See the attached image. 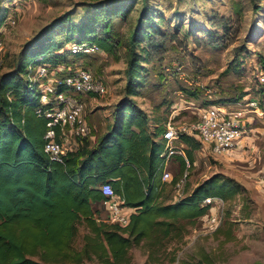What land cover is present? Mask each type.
Instances as JSON below:
<instances>
[{
  "label": "rangeland",
  "instance_id": "rangeland-1",
  "mask_svg": "<svg viewBox=\"0 0 264 264\" xmlns=\"http://www.w3.org/2000/svg\"><path fill=\"white\" fill-rule=\"evenodd\" d=\"M144 4L152 7L155 21L141 47H150L154 55L142 61L138 92L133 95L127 92L126 68L133 47L131 32ZM3 13L0 77L7 70H17L27 44L38 36L51 37L65 46L69 40L92 41L89 37L95 34L114 42V52L102 48L85 54L68 52L53 74L62 77L69 66L82 64L104 81L106 92L82 95L86 115L101 132L105 122L110 123L107 129L113 123L116 104L124 96L142 108L150 130L165 127L170 119L192 121L199 108L207 104H244L256 96L259 108L249 111L250 121L241 143L228 153L216 154L200 142L194 148L188 176L179 186L184 193L190 192L214 174L237 181L238 192L232 197L222 196L220 223L211 226L205 214L193 220L180 218L175 234L153 245L150 238H144L130 248V253L132 264H264V81L260 77L264 72V0H0ZM151 38L162 43L150 44ZM141 47L134 45L137 52ZM37 67L30 64L25 76L39 91ZM92 99L95 109L90 111ZM62 139L66 141L65 136ZM179 160L178 153L169 165L172 176L166 179L163 201L178 192L176 184L184 172ZM95 206L98 218L107 219L105 202ZM76 226L73 243L81 247L88 226L84 220ZM44 264L103 263L86 258L78 263Z\"/></svg>",
  "mask_w": 264,
  "mask_h": 264
},
{
  "label": "trees",
  "instance_id": "trees-1",
  "mask_svg": "<svg viewBox=\"0 0 264 264\" xmlns=\"http://www.w3.org/2000/svg\"><path fill=\"white\" fill-rule=\"evenodd\" d=\"M151 8L143 5L131 32L133 47L126 72L127 92L133 95L138 92L142 61L154 55L150 47H141L152 33L155 16ZM104 11L109 19L107 4ZM4 18L5 13L0 14V24ZM89 38L100 48L115 51L109 37L95 34ZM149 43L158 46L162 42L151 38ZM143 51L147 55L141 56ZM68 52L85 54L70 52L69 46L51 37L38 36L27 44L17 70H7L0 77V264L78 263L86 258L103 264H132L130 248L142 239L150 238L152 245L160 242L175 234L180 218L204 215L210 207L203 201L206 196L228 198L240 189L233 178L214 174L183 196L163 201L166 145L161 134L166 126L150 130L144 111L130 96L116 104L114 121L96 145L69 149L64 162L51 159L44 149L47 117L37 114L39 91L25 74L30 64L58 65ZM60 133L59 129V137ZM195 138L181 134L192 160L194 148L201 145ZM179 159L183 170L182 154ZM105 180L113 183L126 204L135 206L127 224L98 218L93 202L105 198L100 187ZM81 220L88 230L82 246L76 247L73 240Z\"/></svg>",
  "mask_w": 264,
  "mask_h": 264
},
{
  "label": "built area",
  "instance_id": "built-area-1",
  "mask_svg": "<svg viewBox=\"0 0 264 264\" xmlns=\"http://www.w3.org/2000/svg\"><path fill=\"white\" fill-rule=\"evenodd\" d=\"M11 19L16 20V18ZM99 48L96 42L90 40L75 39L69 42L70 52L88 53ZM1 49L2 41L0 40V63L2 62ZM57 68L58 66L50 62H40L38 64L36 75L41 80L37 84L40 103L36 107V112L47 117L45 151L51 159L64 162L69 146L62 139V134L70 130L76 135H86L90 131V124L85 114L86 102L82 95L104 93L107 86L88 66L82 64H77L75 67L69 66V70L65 75L55 78L53 74L57 71ZM260 77L264 81V72ZM258 105L257 97L250 96L244 104L222 102L201 106L197 117L192 121L178 123L173 119L168 121L165 130L161 134L166 145L162 177L166 180L172 176L168 162L176 154H182L185 161L184 172L180 181L176 184L179 197L185 194L179 186L187 178L188 169L194 161L184 148L181 134L187 133L195 136L202 145L216 154L228 153L241 143L245 131H247V124L250 121L249 111H258ZM59 129L61 137L58 135ZM174 140H180V144H175ZM100 187L105 194L104 202L108 209L107 219L127 224L130 221V214L133 209L126 206L131 205L125 203V199L116 191L111 181H103ZM177 194L176 196L179 198ZM203 201L210 203V210L205 215L208 223L216 227L221 221L219 207L223 202V198L219 195H208Z\"/></svg>",
  "mask_w": 264,
  "mask_h": 264
},
{
  "label": "crops",
  "instance_id": "crops-1",
  "mask_svg": "<svg viewBox=\"0 0 264 264\" xmlns=\"http://www.w3.org/2000/svg\"><path fill=\"white\" fill-rule=\"evenodd\" d=\"M92 100H93L94 104H92L91 108L89 107L90 111H93L95 109V106H94L95 105V102H94L95 100L94 99H92ZM90 101H88V102H90ZM86 117H87V120H88V122L90 124V131L86 135H76V134H73L70 130H67L66 132H64V134H62V137H64V136L66 137V141L69 144V149H76V148H79L80 146L85 145V144H88V145H91V146L96 145L100 135L103 134L107 130V126L110 124L109 122H105L106 125L103 126L104 129L101 132V129L99 130L100 126L98 124H96L95 121H93V118L92 117L90 118L87 115H86ZM173 160H174V158H172L168 162V167H170L169 166L170 164L174 163ZM179 165H180V160H179ZM174 196H175L174 198L168 199V201L169 200L170 201L175 200L177 198V196H176V194ZM101 201L104 202V199L93 202V205L95 206L96 203L101 202ZM95 207H98V206H95ZM127 208H132L133 210H135V206H133V207L132 206H127ZM133 210H131V211H133Z\"/></svg>",
  "mask_w": 264,
  "mask_h": 264
},
{
  "label": "bare ground",
  "instance_id": "bare-ground-1",
  "mask_svg": "<svg viewBox=\"0 0 264 264\" xmlns=\"http://www.w3.org/2000/svg\"><path fill=\"white\" fill-rule=\"evenodd\" d=\"M127 207V206H126Z\"/></svg>",
  "mask_w": 264,
  "mask_h": 264
}]
</instances>
